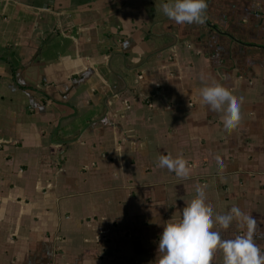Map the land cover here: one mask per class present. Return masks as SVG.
I'll list each match as a JSON object with an SVG mask.
<instances>
[{
    "label": "crops",
    "instance_id": "1",
    "mask_svg": "<svg viewBox=\"0 0 264 264\" xmlns=\"http://www.w3.org/2000/svg\"><path fill=\"white\" fill-rule=\"evenodd\" d=\"M163 2L0 0V264H155L197 188L264 253V0H205L192 24ZM213 84L241 101L228 133Z\"/></svg>",
    "mask_w": 264,
    "mask_h": 264
},
{
    "label": "clouds",
    "instance_id": "2",
    "mask_svg": "<svg viewBox=\"0 0 264 264\" xmlns=\"http://www.w3.org/2000/svg\"><path fill=\"white\" fill-rule=\"evenodd\" d=\"M161 11L177 24L203 22L205 0H165ZM201 103L209 110L222 113L221 123L225 133L234 130L240 122V103L220 84L201 87ZM216 165L222 168L217 158ZM158 166L166 168L178 178H186L188 169L182 157L161 154ZM242 222L246 231L232 239H222L219 230H213L214 223L220 229H227L234 220ZM254 221L233 206L226 214L213 217V209L206 205L204 193L197 188L196 196L183 207L178 221L163 225L157 242L155 264H211L213 253L222 254V264H264V253L253 242Z\"/></svg>",
    "mask_w": 264,
    "mask_h": 264
}]
</instances>
